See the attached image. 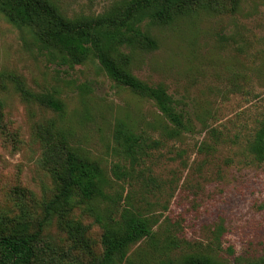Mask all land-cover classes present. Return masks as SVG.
Here are the masks:
<instances>
[{
    "label": "rangeland",
    "instance_id": "obj_1",
    "mask_svg": "<svg viewBox=\"0 0 264 264\" xmlns=\"http://www.w3.org/2000/svg\"><path fill=\"white\" fill-rule=\"evenodd\" d=\"M54 1L73 17L103 14L127 0ZM144 28L157 46L124 52L133 74L163 85L184 112L189 129L178 138L162 134L160 124L167 121L153 100L119 85L98 61L59 64L29 29L0 12V209L25 221L29 231L42 217L58 188L45 154L51 132L50 140L64 136L105 169L112 181L106 190L116 201H102L99 212L132 205L159 218L156 245L134 243L131 259L171 264L196 253L222 264H249L264 255V163H250L246 146L264 114V0L199 8ZM22 87L54 94L64 109L26 97ZM120 122L161 144L134 164L132 176L117 180L113 165L131 164L114 138ZM78 201L67 215L54 214L40 245L65 253V264H96L102 227L90 205ZM67 220L87 227L84 241L69 232Z\"/></svg>",
    "mask_w": 264,
    "mask_h": 264
},
{
    "label": "trees",
    "instance_id": "obj_2",
    "mask_svg": "<svg viewBox=\"0 0 264 264\" xmlns=\"http://www.w3.org/2000/svg\"><path fill=\"white\" fill-rule=\"evenodd\" d=\"M236 1L127 0L103 14L70 17L54 0H0V12L12 24L29 29L36 41L49 50L59 64L73 66L90 59L98 61L100 68L119 85L153 100L167 121L160 124L162 134L168 138H178L189 129L184 112L163 85L148 84L133 74L129 68L131 55L125 53L124 49H153L157 46L149 30L144 28L145 24L169 23L175 18L191 15L199 8L229 2L235 5ZM22 89L26 97L56 112L64 109V102L54 94H35L24 87ZM1 107L0 101V130L4 128ZM50 137L51 132L47 136L45 154L52 166V177L58 183L57 191L46 201L42 217L37 219L30 231L25 221L18 223V219L15 221L0 209V264H65V253L60 254L51 245L43 247L40 243L43 242L44 228L51 223L54 214L67 215L75 197H78V203L90 205L91 210L95 211V220L102 227L103 252L96 264H141L129 257V249L142 239L152 246L156 245L159 218L132 208V205L121 211L115 209L114 205L105 206L99 212L102 201H116L106 190L111 187L112 181L105 169L99 161L68 145L64 136L57 135L52 140ZM114 138L123 158L131 163L129 168L119 163L113 165L112 175L117 180L132 176L134 164H140L144 157L150 155L151 149L161 144V140L138 133L125 122L116 125ZM246 146L250 163H264V114L252 135L247 137ZM65 223L78 241H84L87 227L70 220ZM217 231V236H222L224 231L221 224ZM230 250L233 252L232 248ZM171 264L222 263L208 255L190 253ZM249 264H264V255L252 259Z\"/></svg>",
    "mask_w": 264,
    "mask_h": 264
}]
</instances>
